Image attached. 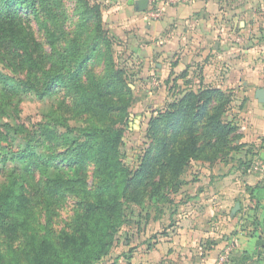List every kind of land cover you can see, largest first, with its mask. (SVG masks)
I'll return each instance as SVG.
<instances>
[{
  "label": "trees",
  "instance_id": "trees-1",
  "mask_svg": "<svg viewBox=\"0 0 264 264\" xmlns=\"http://www.w3.org/2000/svg\"><path fill=\"white\" fill-rule=\"evenodd\" d=\"M74 1L72 29L65 0H0V63L16 75L0 70V264H103L125 222L124 200L141 206L147 200L170 202L192 161L228 163L232 153L247 147L225 117L234 95L201 85L152 116L140 164L125 165L122 124L133 100L134 74L115 63L101 6ZM30 18L50 52L43 51ZM94 60L104 63L102 74L91 67ZM27 94L64 99L38 129H30L19 120L18 103ZM62 109L73 112L74 124ZM59 164H92L95 186L67 176ZM249 191L260 204L264 185ZM72 195L79 197L74 218L54 235L57 205ZM42 211L43 233L33 227ZM14 234L22 236L23 248L19 257L7 259L2 245Z\"/></svg>",
  "mask_w": 264,
  "mask_h": 264
},
{
  "label": "rangeland",
  "instance_id": "rangeland-1",
  "mask_svg": "<svg viewBox=\"0 0 264 264\" xmlns=\"http://www.w3.org/2000/svg\"><path fill=\"white\" fill-rule=\"evenodd\" d=\"M92 4H99L101 6V17L103 28L106 34L113 41V54L115 63L119 67H126L129 74H134L131 78V87L133 90V100L129 107V115L126 121L122 124L124 129V142L121 146L122 160L125 165L131 169H135L139 164L145 150L148 148L150 139L148 138V123L153 115L159 110L166 107L179 92H175V96H169L167 100V92L163 89V84L157 80L156 76L152 75L151 79L143 76L137 68L134 66V59L131 56V51H125L124 47L127 45V35L129 36V30L122 22L125 18H118L116 8L120 7V4L127 7V0H89ZM158 0H151L153 3L150 6V12L155 8H164V5L157 2ZM66 8L69 12V25L74 28V22L77 21L76 14L73 13L75 6L74 0H65ZM249 7L251 11L248 16L250 25L242 31V27L239 24L236 25V30L233 35L234 43L241 46L243 49H249L255 47L254 54H251L249 60V68L252 70L248 72V77L264 75V0H226L225 8L234 10L238 9V12L244 8ZM163 14H161L162 16ZM148 16V15H147ZM161 16H155L159 18ZM149 17H152L149 15ZM153 17V18H155ZM128 20V19H127ZM30 27L34 31L36 37L43 43V51L50 52V48L44 43L43 32L40 31L38 25L33 18L29 19ZM250 35V36H249ZM249 36V37H248ZM237 37H239L237 39ZM248 37V38H247ZM246 39L247 42L246 43ZM91 67L95 68L97 74L103 73L104 63L99 60H94ZM0 70L12 77H16L9 68L3 66L0 63ZM24 76V75H22ZM197 89V88H195ZM190 90V89H189ZM224 90V89H223ZM235 95L232 89L227 90ZM28 95V94H27ZM64 98L53 97L47 98L45 101L39 99L35 94H29L25 99L18 103V107L21 109L20 119L24 123L29 125L30 129H38L40 122L46 119V114L53 107L59 108L60 102ZM68 103V100L66 101ZM234 102V101H233ZM233 102L230 104L227 112L226 119L230 121L235 127H237L238 134L241 135L239 122L236 117V111L239 109V104L235 108ZM165 103V104H164ZM243 106V105H242ZM61 112L69 118V122L74 124V114L68 109H62ZM85 115L80 116V119ZM242 152V151H241ZM232 153L229 158L234 162V166L237 167L243 175L255 174L258 171V160L255 158V153H251V158H237L238 154ZM234 158V159H233ZM239 159L248 160V167L244 166L243 161ZM230 160V162H232ZM230 162L226 163L229 164ZM203 161H192L185 169L184 174L178 180L179 189L171 193V201L165 203H154L147 200L143 205H137L133 202H125L124 200V213L125 222L123 226L117 232L116 242L111 250L110 255L105 260L107 264H180L182 261L172 255L169 257V250H172L171 245L164 241V237L170 233H174L177 225L176 215L186 214L188 211L193 210V214L197 215L202 212L201 200L188 201L186 198L192 197V194H199L200 191L206 186L205 183L200 181L201 177L208 175L206 169H204ZM221 163L220 161L214 163ZM223 163V162H222ZM225 163V162H224ZM210 164V163H208ZM214 164H210L211 166ZM66 173L67 176L73 178H80L85 180L87 188H93L96 183V176L92 164H86L78 168H68L59 164ZM208 177V176H205ZM246 188H249L247 186ZM77 195L69 196L67 199L62 200L57 205L58 214L54 217L53 225L51 226L54 231V235H58L59 231L64 225L74 218L76 207L78 206ZM217 199L213 200L211 207H214V203H217ZM220 202V201H218ZM239 203L240 208L232 216V210L234 204ZM252 203V204H251ZM247 199H238L230 202V209L224 214L225 221L231 220L233 228L230 233L225 232L222 237L210 239L208 244L204 247L207 249L216 248L221 244L219 251L214 257L212 264H264V247L252 248L251 245H244L239 242V232H243V236H255L264 237V211L257 209V204ZM41 219V220H40ZM219 219L218 211L212 212L210 216L203 217L199 222L208 220L209 222H217ZM45 222L44 211L39 213V220L34 223V229L43 233L41 223ZM213 224V223H212ZM258 231V232H257ZM14 237L4 241L2 249L8 254L7 259L13 255L19 257L21 255V248H23V239L20 234H14ZM6 239V238H5ZM163 242L162 249H158L157 246ZM264 243V240L258 239L257 246ZM240 247L247 248L241 250ZM244 251V252H243ZM164 255H163V254ZM240 254V258L238 257ZM104 261V262H105ZM103 262V264H104Z\"/></svg>",
  "mask_w": 264,
  "mask_h": 264
},
{
  "label": "crops",
  "instance_id": "crops-1",
  "mask_svg": "<svg viewBox=\"0 0 264 264\" xmlns=\"http://www.w3.org/2000/svg\"><path fill=\"white\" fill-rule=\"evenodd\" d=\"M225 1L182 0L162 4L163 15L159 18L149 17V8L153 4L151 0L144 12H138L130 0H127V7L121 3L116 8L120 9L118 18H125L122 23L129 30L125 51L129 48L134 67L143 76L151 79L153 75L159 79L167 94L171 93L167 95V100L169 96H175V92H179L178 96L201 85L234 91L233 105L237 108L239 104L235 115L242 135L240 143L247 144L237 158H245L246 155L250 159L248 149L251 146L254 157L259 161L258 171L251 175L241 174L233 161L212 166L204 163L203 168L208 172L205 176L208 177H201L199 182L202 181L206 186L201 193H191L192 197L186 198L192 203L201 200L202 212L194 215L191 210L188 211L189 215H176L178 226L163 241L171 245L169 257L175 255L174 259H181L180 264H212L221 244L213 249H207L204 245L210 239L231 232V220L224 219L225 212L230 209V202L249 198L250 203L257 204L250 198L249 188L246 187L264 185V104L256 96L257 89L264 88V75L248 77L249 69L252 70L249 60L256 45L243 49L233 42L237 24L242 27V31L249 27L248 16L251 11L246 5L239 12L235 8L227 9ZM262 198L257 205L258 211H264V196ZM215 199L220 202L214 203L212 208L211 202ZM215 211H218L219 216L217 222H199ZM237 237L239 242L251 245L253 249L264 247V243L257 246V240H264V237L255 238L254 234L243 236L241 231ZM163 242L157 246L158 249H162Z\"/></svg>",
  "mask_w": 264,
  "mask_h": 264
},
{
  "label": "water",
  "instance_id": "water-1",
  "mask_svg": "<svg viewBox=\"0 0 264 264\" xmlns=\"http://www.w3.org/2000/svg\"><path fill=\"white\" fill-rule=\"evenodd\" d=\"M149 1L150 0H130V3L135 5V9L138 12H144L148 8ZM256 96L259 101L264 104V88L257 89ZM239 208L240 204L236 203L234 209L232 210V214H235Z\"/></svg>",
  "mask_w": 264,
  "mask_h": 264
},
{
  "label": "built area",
  "instance_id": "built-area-1",
  "mask_svg": "<svg viewBox=\"0 0 264 264\" xmlns=\"http://www.w3.org/2000/svg\"><path fill=\"white\" fill-rule=\"evenodd\" d=\"M178 1H182V0H158L157 2L160 4H168V3H172V2L176 3ZM162 11H163V8H155L150 12V16H152V17L161 16Z\"/></svg>",
  "mask_w": 264,
  "mask_h": 264
}]
</instances>
